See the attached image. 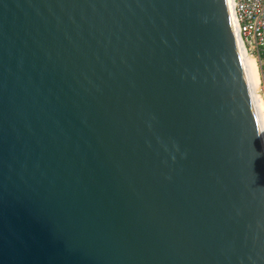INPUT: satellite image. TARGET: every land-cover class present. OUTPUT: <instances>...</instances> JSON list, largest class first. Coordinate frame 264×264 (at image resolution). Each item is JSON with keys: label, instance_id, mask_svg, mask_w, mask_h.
Wrapping results in <instances>:
<instances>
[{"label": "water", "instance_id": "95a60500", "mask_svg": "<svg viewBox=\"0 0 264 264\" xmlns=\"http://www.w3.org/2000/svg\"><path fill=\"white\" fill-rule=\"evenodd\" d=\"M0 264H264L230 0H0Z\"/></svg>", "mask_w": 264, "mask_h": 264}, {"label": "built area", "instance_id": "2783aa9c", "mask_svg": "<svg viewBox=\"0 0 264 264\" xmlns=\"http://www.w3.org/2000/svg\"><path fill=\"white\" fill-rule=\"evenodd\" d=\"M238 36L246 53L261 71L264 98V0H230ZM262 143L264 147V133Z\"/></svg>", "mask_w": 264, "mask_h": 264}, {"label": "bare ground", "instance_id": "6f19581e", "mask_svg": "<svg viewBox=\"0 0 264 264\" xmlns=\"http://www.w3.org/2000/svg\"><path fill=\"white\" fill-rule=\"evenodd\" d=\"M233 12V9H232ZM234 17V15H233ZM234 23H235V18H234ZM235 27H236V23H235ZM237 32V29H236ZM238 36V33H237ZM238 40H239V45H240V49H241V54H242V58H243V62H244V67H245V71H246V75H247V80H248V84H249V88H250V92H251V97H252V101H253V105H254V109H255V113H256V118H257V122H258V126H259V130H260V134L263 137V133H264V100H263V96L261 97L258 93V91L260 90V76H259V71H258V67L257 64L254 60V58L250 57L245 49L243 48L242 42L238 36Z\"/></svg>", "mask_w": 264, "mask_h": 264}, {"label": "rangeland", "instance_id": "374dc122", "mask_svg": "<svg viewBox=\"0 0 264 264\" xmlns=\"http://www.w3.org/2000/svg\"><path fill=\"white\" fill-rule=\"evenodd\" d=\"M258 71H259V76H260V80H261V71H260V69H258ZM260 88H261V84H260ZM258 93H259V95L262 97V92H261V90H259ZM262 98H263V97H262ZM263 100H264V98H263Z\"/></svg>", "mask_w": 264, "mask_h": 264}]
</instances>
